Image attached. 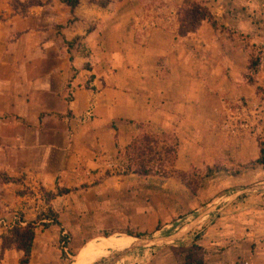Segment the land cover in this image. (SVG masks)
<instances>
[{
	"label": "crops",
	"instance_id": "1",
	"mask_svg": "<svg viewBox=\"0 0 264 264\" xmlns=\"http://www.w3.org/2000/svg\"><path fill=\"white\" fill-rule=\"evenodd\" d=\"M184 1L146 8L123 0L99 9L80 0L67 27L70 11L59 3L0 22V175L10 180H0V238L47 210L57 222L36 223L30 264H72L91 240L126 231L155 238L213 206L224 209L200 221L185 241L134 249L123 261L264 264V191L224 202L264 186L262 167L240 169L258 160L263 141L254 115L264 104L256 91H264V0H206L220 28L203 22L179 37ZM9 2L0 0L3 18ZM56 26H64L60 36ZM75 38L79 49L69 54L63 40ZM253 48L261 50L260 67L250 86L244 76ZM232 101L246 104L244 119L256 124L251 133L222 130ZM142 132L176 142L179 172H241L215 173L195 194L171 178L122 175L125 149ZM21 257L5 251L0 264Z\"/></svg>",
	"mask_w": 264,
	"mask_h": 264
},
{
	"label": "trees",
	"instance_id": "2",
	"mask_svg": "<svg viewBox=\"0 0 264 264\" xmlns=\"http://www.w3.org/2000/svg\"><path fill=\"white\" fill-rule=\"evenodd\" d=\"M53 0H10L9 8L10 15L7 18L0 16V22H4L11 17L25 18L32 8H44L51 5ZM60 5L68 8L70 15L73 16L75 9L80 5V0H56ZM123 0H87L89 5H94L99 9H106L113 3H118ZM143 6L148 8L149 6H160L161 0H139ZM75 20L67 22L66 27L71 25ZM178 29L177 34L179 37H186L189 34L195 33L203 22H208L213 29H218L214 16L210 14L206 7V0H185L183 7L178 13ZM64 29V26H56L55 33L60 36V31ZM79 38H75L72 41L63 40L64 46L69 54L73 50L79 49ZM260 48H253L248 53V66L247 75L244 76L246 83L250 86L256 85V76L260 67ZM256 91L260 94H264V91L260 88H256ZM259 146V158L255 162L249 163L240 169H250L255 166L262 167L264 170V141L258 142ZM177 144L172 141L170 145H166L165 142H161L152 136L142 132L132 143L125 149V156L128 160L127 166L121 172L122 175L134 174L138 177H147L150 175L160 176L162 178H171L182 185H184L192 194H195L197 189H200L203 182L212 177L215 173H224L226 175H239L241 170L236 172H228L227 170L214 168L207 170L203 176H198L194 170L189 173H182L174 169L175 161L177 158ZM190 173H194L191 174ZM199 179V186L195 189V182L193 179ZM2 182H10L7 178L0 175ZM66 192H59L62 194ZM54 196H49L52 199ZM47 203V200L45 201ZM42 219H50L52 224H56V217L47 210L45 215L37 217L36 222L28 224L25 227H14L1 236L0 254L5 251L16 250L22 253V257L18 264H30V254L34 240V229L37 222ZM46 227V225L44 226ZM124 235L132 238H140L138 234L131 231H126ZM107 237V236H106Z\"/></svg>",
	"mask_w": 264,
	"mask_h": 264
},
{
	"label": "water",
	"instance_id": "3",
	"mask_svg": "<svg viewBox=\"0 0 264 264\" xmlns=\"http://www.w3.org/2000/svg\"><path fill=\"white\" fill-rule=\"evenodd\" d=\"M264 191V186H259L256 188H249L241 190L233 195L228 196L224 202L225 206H228L232 202H234L237 198L243 195L255 193V192H262ZM224 208H218V206H213L206 210L203 214L197 216L191 223L186 225L181 231L177 232L172 236H168L165 238H151V239H136L132 238L134 242L130 245V247L125 250L124 252L120 253L116 258H114L109 264H116L120 260H122L130 251L134 249H141V248H150V247H160L163 245H170L175 244L186 237L195 227H197L198 223L202 221L205 217L211 214H219ZM131 238V237H130Z\"/></svg>",
	"mask_w": 264,
	"mask_h": 264
},
{
	"label": "rangeland",
	"instance_id": "4",
	"mask_svg": "<svg viewBox=\"0 0 264 264\" xmlns=\"http://www.w3.org/2000/svg\"><path fill=\"white\" fill-rule=\"evenodd\" d=\"M19 1H24V0H19ZM54 3H58L56 0H53L52 1V3L51 4H54ZM37 9V8H36ZM28 16V15H27ZM72 21V20H75L76 21V19L74 18V16H71V18L69 19V21ZM74 22V21H73ZM248 52H249V50H248ZM261 96H260V98H261V100L264 102V94H260ZM227 104V103H226ZM229 104V103H228ZM231 104H234V101H232L231 103H230V106H231ZM263 107H262V109H261V112H260V114L258 115V120H259V124L261 125V130H262V132H261V134L260 135H258L259 137L262 135V133H263V136L262 137H260L263 141H264V104L262 105ZM233 108H235V107H233ZM160 141L161 142H165L166 143V145H170L171 143H172V140L169 138V137H162V138H160ZM127 164H128V160H127V158H126V166H127ZM191 174V176H192V174H194V173H190ZM198 176H200V175H198ZM193 181L196 183L195 184V189L196 188H198V186H199V179H193ZM193 221V220H192ZM192 221H190V222H188L186 225H188L189 223H191ZM186 225H184V226H181L180 224H176V225H173L172 227H170L169 229H167V230H164V231H162L160 234H159V236L158 237H155V238H165V237H168V236H172V235H174V234H176L177 232H179V231H181ZM118 237L119 235H113V236H111V237H109V238H98V239H95V240H91L90 242H88L86 245H88V244H96L97 246H93L92 247V249L91 250H88V251H83V248L86 246H84L77 254H76V256H75V258L73 259V257L71 258V259H69V261L70 262H72V264L75 262V260H76V257H78L81 253H85V252H90V251H95V250H97L98 248H99V246H101V245H104V244H106L105 242H109V241H111L110 239H112V238H114V237ZM100 240H108V241H104V243H102V242H100ZM125 250H116V251H114V250H109L108 251V253H104V254H101L100 256H98L97 258H95L92 262H91V264H109L114 258H116L121 252H124ZM110 252V253H109ZM114 253H118V254H114ZM114 254V255H113ZM104 258H107V259H104ZM104 259V260H103ZM125 259V257L122 259V260H120L118 263H116V264H126V261H123Z\"/></svg>",
	"mask_w": 264,
	"mask_h": 264
},
{
	"label": "built area",
	"instance_id": "5",
	"mask_svg": "<svg viewBox=\"0 0 264 264\" xmlns=\"http://www.w3.org/2000/svg\"><path fill=\"white\" fill-rule=\"evenodd\" d=\"M235 107V108H233ZM225 109H227L226 111V116H225V121L222 124V130L226 133H230L232 135H236L237 132L242 133V132H246L249 131L251 133V128H255L256 129V124H252L250 125L248 123V120H245L244 117L247 113V107L246 104L244 102L241 101H236L234 104H227L225 105ZM254 119L257 122H259V118L257 119L258 114L254 115ZM257 135L261 134V130L258 131V128L256 129L255 132ZM36 200L39 202L40 207L42 208L44 203L42 201V196L40 194V192H36ZM63 241L60 244V249L62 252H67V248H68V239L64 236L63 237ZM185 241V239H182L181 242Z\"/></svg>",
	"mask_w": 264,
	"mask_h": 264
},
{
	"label": "bare ground",
	"instance_id": "6",
	"mask_svg": "<svg viewBox=\"0 0 264 264\" xmlns=\"http://www.w3.org/2000/svg\"><path fill=\"white\" fill-rule=\"evenodd\" d=\"M134 242V240L130 237H127L125 235H119L115 240L109 241V242H105L106 244L99 246V248L95 251H90V252H85L80 254L77 259L76 262L74 264H91V262L97 258L98 256H100L101 254L106 253L109 249H116L118 248L120 249H127L130 247V245L132 244V242ZM93 246L89 247L87 249L91 250ZM95 247V245H94ZM87 248V247H86Z\"/></svg>",
	"mask_w": 264,
	"mask_h": 264
}]
</instances>
